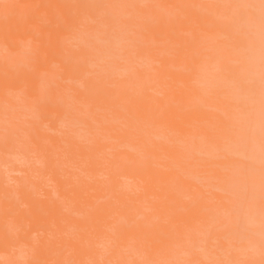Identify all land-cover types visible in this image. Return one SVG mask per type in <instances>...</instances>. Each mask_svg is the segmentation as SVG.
Masks as SVG:
<instances>
[{
	"label": "bare ground",
	"instance_id": "bare-ground-1",
	"mask_svg": "<svg viewBox=\"0 0 264 264\" xmlns=\"http://www.w3.org/2000/svg\"><path fill=\"white\" fill-rule=\"evenodd\" d=\"M12 1L17 0H0V45L15 53L24 44L7 34ZM76 1L64 13H71L65 16L72 22L67 20L68 35L52 51L57 59L70 56L61 65L66 74L58 89V121L64 124L51 135L61 143L62 162L74 179L88 180L79 171L96 175L90 197L107 189L100 176L109 163L123 164L128 173L131 163L146 166L153 177L145 180L160 181L162 188L156 193L159 201L148 200V191L133 198V186L119 180L102 203L84 201L93 211L76 230L90 232L89 221L100 217L105 222L97 226L99 236L121 226L116 262L103 264H264V0H194L191 13L171 7L176 5L171 0L168 18L157 17L167 6L162 0L156 6L149 0ZM65 3L55 17L63 15ZM27 14L19 20L20 29L31 22ZM161 57L170 61L167 67L159 65ZM11 64L4 68L6 85L16 69ZM34 80L19 75L8 86L5 102L17 106L13 116L21 108L20 124L23 117L39 116L40 105L24 88ZM97 81L107 89L100 85L105 92L91 94ZM167 92L178 102L196 97L191 126L185 124L189 113L177 109L180 103L156 116ZM45 139L38 137L36 150L42 152ZM205 192L213 206L206 217L205 212L196 216L188 207ZM169 199L177 205L165 222L167 234L135 221L134 203L145 210ZM131 240L138 245L131 247ZM97 244L93 251L99 255L103 242ZM147 247L153 249L148 260L140 254Z\"/></svg>",
	"mask_w": 264,
	"mask_h": 264
},
{
	"label": "rangeland",
	"instance_id": "rangeland-1",
	"mask_svg": "<svg viewBox=\"0 0 264 264\" xmlns=\"http://www.w3.org/2000/svg\"><path fill=\"white\" fill-rule=\"evenodd\" d=\"M61 1L17 0L12 1L14 4L11 3V6L8 5V9L11 8L12 10H10L12 16L7 20L9 21L7 34L11 36V40L13 38L16 40L19 36L24 46L14 53L8 44L0 45V264L115 263L117 258V254L114 252L117 246L115 240L123 241V235L118 233L121 226L116 227L117 225H114L109 228L107 234L99 236L97 226H101L105 222L100 217L96 221H89L88 228H91L90 232L86 230L77 231V223L85 222V218L89 220L88 215L93 211L90 203L84 204V201L91 199L95 202V205H98L108 197H112L111 186L119 180L133 186V198H136L137 195L146 194V191H148V200L153 201L158 198L156 193L162 192L160 181H146H150V177H153L150 176L152 173L149 172L146 166L131 163L133 172L128 173L123 169V164L109 163L104 166V173L100 176L104 180V186L107 189L90 197L87 192L93 193V190H90L89 187L96 185V175L92 176L79 171V174L88 177V180L74 179L67 166L62 162L66 160V157L59 155L60 149L58 146L61 143H58L51 135L57 134L64 124L58 121L60 110L58 105L62 103V101H59L60 98L58 99V89L65 82L64 75L66 73L61 65L66 64L70 56L66 53L57 59L52 51L66 39L72 22L69 21L71 17L67 19L71 22L70 24L66 20L71 13L69 15L64 13L70 12L77 1L69 0L65 3L66 0H63L62 3H65V5H63L62 14L64 17L63 15L55 17L54 15L60 7L62 8ZM159 1L161 0H149L148 4L149 6H156ZM162 1L167 6L163 11L157 12V17L168 18V16H171L168 9L172 1ZM174 3L176 5H171V7L177 6L180 10L189 11L188 13L196 9L194 0H186V2L185 0H175ZM31 7L34 10L30 11ZM29 12H31V19L29 20L31 24L27 23L28 25H23L24 27L20 29L19 20L22 16L28 15ZM180 13L185 14L181 11ZM175 15L174 13L172 16ZM150 16L155 18L156 15L150 13ZM184 16L186 17V15ZM76 17H79V15H76ZM183 34L190 37L189 33L184 32ZM3 35L4 37L7 36L6 31ZM0 40L3 42L1 34ZM11 53H14V55L12 56ZM64 59L66 62L62 61ZM78 60L83 62L82 59ZM167 61L169 60L166 57H161L159 65L165 64L167 67ZM10 63L15 64L16 69L11 78L7 80L6 85L3 73ZM74 63L76 64L77 61ZM19 75L26 79L32 75L35 76L34 84L25 83L24 88L29 90L28 92L31 95L33 94L34 97L32 96L31 100L34 99L35 101L32 103L34 104L37 101V104L40 105L37 109L39 116L23 117L22 119L25 120L22 124L19 123V117H22L19 113L21 108L16 113L17 115L13 116L17 106H14L13 101L12 103L5 102L10 92L8 86H12ZM99 83L98 88L94 84V87L91 85V91H93L91 94H94V91L102 94V89H107L105 87L106 82V84L103 82V88L100 87L102 82ZM82 88L81 90H83ZM67 90H69L68 87ZM96 95L98 96V94ZM23 97L28 98L26 94ZM88 97L90 96L88 95ZM163 98V108L156 116H161L164 109H171L180 103L181 107H177V109L181 108L180 111L185 115L189 113L185 124L192 125L194 119L190 112L195 108L194 104L197 101L195 96L188 97L185 103L183 101L178 102L173 96L170 97L169 92ZM144 100L148 99L144 98ZM18 101V104L23 105V99L20 98ZM211 110L215 111V108H211ZM67 111H65L66 115H68ZM170 116L171 118H177L174 115ZM78 117L81 116H75L77 120ZM20 126L25 127L23 132L19 130ZM42 135H45L46 139L44 140L42 152H40L36 150L35 142ZM46 184L49 186L47 187ZM209 196L210 194L206 192L205 195H198L191 202L188 209L193 210L196 216L205 212L206 217L211 206H213ZM67 200L71 203H67ZM81 200L83 203L80 202ZM163 202L161 206L159 204L149 205L145 210L139 208V203H134L135 221L143 223L149 230L157 229L158 235L167 234L170 226L165 222L170 218L169 213L176 207L177 201L169 199ZM135 236L136 239H139L138 235ZM98 241L103 242V247L100 254L98 255L97 252L96 255L93 247H98ZM129 242L133 245L131 247L138 245L135 240ZM157 242L159 243V240H156L153 244H157ZM152 250L151 247H147L141 250L140 254L148 260Z\"/></svg>",
	"mask_w": 264,
	"mask_h": 264
}]
</instances>
